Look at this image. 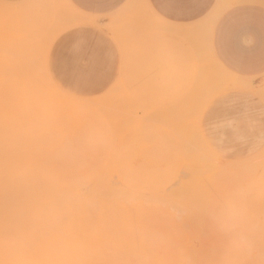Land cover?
<instances>
[{
  "label": "rangeland",
  "instance_id": "1",
  "mask_svg": "<svg viewBox=\"0 0 264 264\" xmlns=\"http://www.w3.org/2000/svg\"><path fill=\"white\" fill-rule=\"evenodd\" d=\"M244 2L264 6V0H244ZM0 6L2 8L7 6L4 8L8 11L9 9L14 10L11 13H7V10L0 11L2 12L0 14V94L4 95H0L2 96L0 99L5 97L13 102L14 96L19 95L20 97L15 98L16 109L12 103H10V107L12 106L10 109L7 100L3 99L7 103L2 99V102L0 101L1 104H6L3 105L5 109L7 107L6 111L3 110V106L0 107V143L7 141L6 154L16 159L18 165L16 162L13 165L15 168L16 165L18 166L16 169L30 170L31 168L34 171L48 170V168L50 171H56V169L71 171L73 169V171L85 170V172H89L88 169L91 168L94 169L93 171L98 169L99 174H105L113 187L130 186L136 190H142L143 198L140 205L132 206V215L146 222L140 227V235H155L165 241H177L178 249H182L184 245L188 250H199L204 243L212 246L218 237H223L224 242L222 240L219 242L220 249L222 248L221 253H224L220 261L221 259L224 261L223 259H226L229 254L228 257L231 259V255L236 250L232 249L234 252L230 250L231 253L228 254L227 245L234 248L240 243L239 241L242 245L250 241V246L253 248L250 250L252 254L254 253V260L257 261L256 264H260L262 245L261 247L257 245L255 236L256 233H258L257 238L261 233L264 234V225H262L264 223L262 215L264 214L262 213L264 197L263 200L260 198L264 196V189H260L263 195L259 193V188H264V76L260 79L222 76L219 66L211 58L208 63L191 61L188 50L182 48L180 63L174 70V78L158 80L155 66H150L148 80L138 83L139 88L145 89L144 94L70 95L68 89L62 87L61 81L53 78L51 64L53 47L61 31L62 0H0ZM42 35L45 36L42 37ZM42 38L48 40L44 42ZM119 39H121V31L116 36V40ZM42 41L45 45L41 49L39 45ZM46 41L50 42L49 49L45 47ZM12 42H15L16 46ZM8 43L10 46L6 50ZM31 46H33L32 53L31 51L29 53L35 52L34 56L30 55L31 58L34 57L32 60L34 69L32 65L28 69L31 58L27 51ZM10 48H12V53L16 52V54H11ZM120 51L123 60L125 48L120 47ZM20 52L22 53L19 56ZM41 55L44 56L41 57ZM42 58H46V66H44L45 59ZM41 60L44 61L43 64ZM45 67L49 72H47L49 74L47 77L44 75ZM28 70L29 73H27ZM16 76H19L21 81H17ZM28 78L31 80L29 81ZM48 78L57 87L56 89L52 88L53 85L49 87L51 83ZM24 81L27 84H24ZM125 82L124 78L118 80L117 90L112 91H123ZM244 82L250 84L248 83L247 86ZM22 84L27 87H22ZM159 88H167L173 94H155ZM11 91L14 92L10 93ZM14 93L16 95H13ZM27 94H32L31 99ZM10 95L13 98H9ZM34 96H38L37 100ZM32 100H34L33 103H31ZM76 103H79L81 108L79 104L76 106ZM23 105L26 108L22 107ZM27 107L32 108L33 113L30 112V108L27 110ZM23 108L27 110V115L31 113L32 115L26 116ZM12 110H15V117ZM3 112L10 114V117ZM21 112H24V115ZM17 115L19 118H16ZM12 116L16 119L14 120ZM21 116H23V121L20 120ZM3 117L4 119H1ZM30 130L33 132L32 136H30ZM12 141L16 142L14 146H17L15 148L17 150L14 148L12 150L9 146ZM32 142H35L34 146ZM96 150L97 153H95ZM30 153L33 155L30 156ZM34 155L36 157L33 158ZM49 155L50 158H48ZM74 161L76 163L81 161L83 165H80V162L78 163L80 167L77 164L76 167H72L70 164H74ZM165 170L166 172H162ZM150 173H162V177L154 175L151 179ZM141 174L144 176H140ZM253 199L257 209L254 207ZM259 199L260 204L263 203L262 206L257 201ZM249 200V203L253 205L248 203V207L246 204ZM173 206L175 207L171 210H175L172 212L175 217L176 214L178 215L176 218L172 216V212H167V209L170 210ZM187 207L191 208L188 214ZM176 209L184 212L179 213ZM259 210L261 211L258 214ZM235 220L237 222H232ZM254 220H257L256 223ZM257 224H260L259 227L256 226ZM237 230L241 233L240 236ZM259 230L262 231L258 232ZM250 233L251 238L246 236ZM233 236L236 237L235 240L231 239ZM261 237L264 240V235ZM222 244L223 246L226 244V249L221 247ZM231 244L234 246H230ZM225 253H227L226 256Z\"/></svg>",
  "mask_w": 264,
  "mask_h": 264
},
{
  "label": "bare ground",
  "instance_id": "2",
  "mask_svg": "<svg viewBox=\"0 0 264 264\" xmlns=\"http://www.w3.org/2000/svg\"><path fill=\"white\" fill-rule=\"evenodd\" d=\"M1 6H2V4H1ZM1 6H0V11L1 10H3V11L7 10V13H11V11L14 12L13 9H9V11H8V9H5V8H7V6L6 7L4 6L5 8L4 7L2 8ZM3 13H6V12H3ZM0 14H2V12H0ZM2 16H4V14ZM6 17H5V19H6ZM9 19H11V18L9 17ZM14 34H15V32H14ZM22 35H23V33H22ZM11 36H13V35L11 34ZM43 36H45V35H42V37ZM6 38H8V37H6ZM22 39L25 40L23 37H22ZM42 40L44 41V40H48V39L42 38ZM43 41H42V43L39 42V43H41L39 45V47L41 46L40 47L41 49H42V46L45 45V43H44L45 41L44 42ZM46 42H47V44L50 43L48 41H46ZM12 43H14L13 45H15V42H12ZM47 44L45 47H47L49 49L50 44L49 45H47ZM9 46H10V44L8 45V47H6V50H8ZM11 47H12V45H11ZM32 47L33 46H31L30 49L28 48L29 49L27 51L28 53L31 51ZM36 48H38V47L36 46ZM16 49H17V47H16ZM48 49L45 48V50H47V51H48ZM10 50H11V54H13L14 52L12 53V48H10L9 51ZM21 51H23V49ZM6 52H8V51H6ZM43 52H45V51H43ZM21 53L22 52H20L19 56L21 55ZM31 53H32V51H31ZM31 53H29L28 55L34 56L35 52H33V54H31ZM6 54H8V53H6ZM14 54H16V52ZM45 54L47 55V53H45ZM44 55H41V57H43ZM12 56L14 57V55H11V57ZM14 58H16V57H14ZM29 58H31V56ZM17 59H15V60H17ZM42 59L43 60L45 59L44 60L45 62L42 60H41V62H42V64L44 62V64H45L44 66H46V58H42ZM12 60H13V58H12ZM12 60H10V61H12ZM30 60L32 62V60H34V57H32ZM38 60H39V58H38ZM31 62L28 64V66H29L28 69L31 68L30 65H32V67L34 69V66H33L34 61L32 62L33 64H31ZM39 68H41V66ZM15 69H16V67L14 68V70ZM44 69L46 70V72H44V75H46V77H47V75H49V74H47V72H48L47 67H45ZM30 70L32 72V69H30ZM31 72H30V74H31ZM27 73H29V70ZM27 76H28V74H27ZM18 77L16 76V78L18 79L17 81H21V80H19L20 78H18ZM24 77H25V75H24ZM28 77H30V76H28ZM36 77H34V78H36ZM21 79H22V77H21ZM28 80H29V78H28ZM30 80H31V78H30ZM48 80H50V78H48ZM25 83L26 82L24 81V84ZM50 83H51V85L49 87H51L53 85L51 80H50ZM248 83L249 82H247V83L244 82V84H247V86L250 84V83L249 84ZM24 84H22V87H24L23 86ZM17 85L19 86V84H17ZM14 86H16V85H14ZM18 86H16V87L18 88ZM54 86L55 85H53L52 88L56 89L57 87L56 86L54 87ZM25 87H27V86H25ZM175 87H177V86H175ZM24 88H23V91H24ZM17 90L18 89H16V91ZM26 91H27V89H26ZM13 92L14 91H11L10 93H13ZM16 93H14L13 95H16ZM175 94H176V92H175ZM210 94H211V92H210ZM0 95H3V94L1 93ZM11 95L9 98H13V96L11 97ZM27 95L29 96V97L28 96L27 97L31 99L32 94L31 95L27 94ZM166 95H168V94H166ZM6 96H8V95H6ZM17 96H19V95H17ZM17 96H14V97L16 98ZM0 97H2V96H0ZM37 97L34 96V98H36V100H37ZM15 98H14V101L17 99V98L15 99ZM21 98H23V97H21ZM1 99H2V101H3V99L5 101L7 100V99H5V97H3ZM1 99H0V101H1ZM9 100H7L8 103L3 101L5 103L9 104L8 105L9 107L11 105L10 103H12L13 105L15 104V102L17 103V101H15V102L13 101L14 102L13 103L12 100L11 101H9ZM34 100H32L31 103H33ZM1 102H0V104H1ZM29 102H30V100H29ZM5 103H2L0 107H2L3 105H6ZM36 103L39 104L38 102H36ZM44 104H43V106H44ZM78 104L76 103V106ZM81 104L83 106V103H81ZM40 105H41V103H40ZM27 106H29V105H27ZM172 106H173V103H172ZM11 107H10V109H11ZM14 107L16 109L15 105H14ZM22 107H24V105ZM30 107H27L28 108L27 110H29ZM34 107H35V104H34L33 108ZM79 107L81 108L80 104H79ZM79 107L77 109H79ZM174 107H175V105H174ZM2 108H3V110L5 109L4 106ZM24 108H26V106ZM24 108H23V110H24L26 116L32 115V113H33L32 108H30L31 109L30 112H32L31 114H29L30 112L28 111L29 115H27V113H26L27 110ZM6 109H7V107H6ZM6 109H5V111H6ZM40 109H42L41 106H40ZM9 111L11 112V110H9ZM12 112H14L13 113V115H14L15 110H12ZM18 112H20V111L18 110ZM41 112L43 113V110H41ZM3 113H5L6 115L8 114L7 112H3ZM23 113H22V115H24ZM158 114H161V113H158ZM8 115L10 117V114H8ZM18 115L16 116V118L18 117ZM54 116H52V117H54ZM14 117H15V115H14ZM14 117H13V119L15 120L16 118H14ZM5 118H8V117L5 116ZM1 119H4V117ZM22 119H23V116H21L20 120H22ZM28 119H30V118H28ZM162 119L165 120L164 118H162ZM26 120H27V118H26ZM177 121H179V120H177ZM174 126H175V124H174ZM165 129H166V127H165ZM30 132H31V130H30ZM172 132H174V131H172ZM176 133L177 132H175V134ZM32 134H33V132H31L30 136H32ZM29 139H31V138H29ZM29 139H28V141H29ZM38 141H37V144H38ZM6 143H7V141H5L2 144L0 143V264H212L213 262H215L213 264H218V263L221 264L222 259L220 261V258H221V255L223 252L221 253L222 248L220 249L219 242L221 240L224 242V239H222L223 237L222 238L218 237L217 241L212 246H208L207 243H204V244H202V246L199 250H188L187 248H185L186 246H184V245H182V249H178L179 244L177 243V241H165V240L161 239L159 236H155V235H152V236L140 235V233H141L140 227L142 226V224H145L146 222H143L142 219L138 218V216L132 215V206L134 205L137 207L140 205V202L142 201L141 199L143 198L142 190H136L130 186H125L123 188L113 187L110 185L109 181L107 180V176L105 174H99V171H97L98 169L96 170V168H95L96 171H93L94 170L93 168H91L90 170L88 169L89 172H85V170H81V171H77V170L75 171L74 170L73 171V169L71 171H58L57 169H56V171L55 170L50 171L48 167H47L48 170L34 171L33 169L31 170V168H29V166H28V168L30 170H28V169L23 170L22 168L16 169L18 167L17 166L18 162H16L15 158H10L11 156L10 155L8 156L6 154V151L8 150V145H6ZM15 143H16L15 141H12L9 145L12 148V150H13V148L15 149L17 147V146L16 147L14 146ZM34 143H33V146H34ZM39 143L41 144V142H39ZM45 143L46 142H44L43 144H45ZM29 144H31V143H29ZM21 148H22V146H21ZM25 148H27V147L25 146ZM97 148L99 149V147H97ZM15 150H17V149H15ZM33 150H34V148L32 149V151ZM40 150H42V149H40ZM94 150L95 149H93V151ZM97 150L95 153H97ZM100 151H102V150H100ZM19 153H20V151H19ZM23 153H25V152H23ZM21 154H22V151H21ZM32 155L30 153V156H32ZM23 156H25V155H23ZM34 157H36V156L34 155L33 158ZM95 157H96V155H95ZM22 158H24V157H22ZM48 158H50V155ZM69 158H71V157L69 156ZM27 159H28V157H27ZM37 159H38V157H37ZM63 159H65V158H63ZM73 160H74V158H73ZM65 161H67V159H65ZM81 161H79L78 163H80ZM109 161H110V158H109ZM14 162L17 163L16 168L13 166ZM29 162H30V159H29ZM36 162H38V161H36ZM150 162H151V160H150ZM42 163H43V161H42ZM42 163H41V165H42ZM78 163L75 162L74 164H70V163L69 164L72 165V167H73L76 164L78 166ZM81 163H80V165H83V162H81ZM152 163H153V160H152ZM52 164H55V162L53 161ZM60 164H62V163H60ZM21 165L23 166V164H21ZM21 165H19V166H21ZM65 165H68V164L65 163ZM38 166H39V164H38ZM52 166H50V167H52ZM63 166H62V168H63ZM78 167H80V166H78ZM95 167H97V166H95ZM60 170H62V169H60ZM155 171L156 170H154V172ZM162 172H166V170L162 171ZM147 174H149V173L147 172ZM150 175H151V179L154 177V175L157 177H158V175H159V177H162V173H157V174H151L150 173ZM125 176H126V174H125ZM140 176H144V175L141 174ZM260 189H264V188H259V190ZM261 192L262 191L260 190L259 193H261ZM247 193H249V192H247ZM256 194H258V193H256ZM261 194H260V196H262L264 193L262 195ZM255 197H256V195H255ZM263 197L264 196H262L260 198L262 199ZM257 198H258V196H257ZM254 199H253V203L256 200V199L255 200ZM257 201L259 202L260 199ZM249 202H250V200L247 202L246 206L248 205ZM259 204H260V202H259ZM261 204H263V203H261ZM250 205L252 206L253 204L251 203ZM254 205H255L254 207L257 209L255 203H254ZM174 207L175 206L170 207V210L168 208L167 212L168 211H170V212L175 211V210H171ZM182 207H186V206L182 205ZM248 207H249V205H248ZM260 208L262 210V207H260ZM263 208H264V206H263ZM190 209H191L190 207L186 208L187 214L191 212ZM261 210H259L258 214L260 213ZM263 210H262V213H264ZM180 211H182V210H180ZM180 211H178V212L180 213ZM249 211H251V210H249ZM256 211H258V210H256ZM182 212H184V211H182ZM172 213L170 215H172ZM247 215L249 217L251 216L249 214H247ZM262 215L264 216V214H262ZM172 216H174V213ZM176 217H178L177 214H176ZM176 217L174 216V218H176ZM134 219H135V222H134ZM255 221H257V220H254V222ZM232 222H237V220L232 221ZM238 222H239V220H238ZM258 222H259V220H258ZM262 222H263V219H262ZM262 222L260 224H262ZM236 224H239V223H236ZM242 224H245V222H243ZM247 224H248V221H247ZM259 225L257 224L256 226L259 227ZM262 225H264V223ZM235 227H233V228H235ZM239 227H241V226H239ZM249 227H252V226H249ZM240 229H242V228H240ZM249 229H251V228H249ZM249 229H247V230H249ZM261 231L262 230H259L258 232H261ZM236 232H238V236H240L239 234H241V233H239L238 230ZM251 232H253V230ZM254 232H255V230H254ZM246 234H247V232H246ZM252 234H255V233H252ZM257 234L258 233H256V236H255L256 242L258 243L257 245L260 247L262 245V247H261L262 252L258 251V252L262 253V255H261L262 257L259 258L260 259L259 261H260V264H264V240L261 237L264 234L261 233L262 235L260 234V237H258V238H257ZM224 235H226V234H224ZM250 235H251V233L249 234V236L248 235H246V236L251 238ZM246 236H244V237H246ZM235 238L233 236L231 239L235 240ZM252 240H254V239H252ZM239 242L240 243L238 245H241L239 247H238V245L237 246L235 245L234 248L233 247L230 248L228 245L226 246L227 247L226 252L228 254H229L230 250H232V249H234V250L236 249V250H235V252L232 250L234 252V253L232 252L234 255L233 254L231 255V259H229V257H228L230 254L227 255L226 259H229V260H226L224 258L223 259L224 261H222V264H256L257 261L254 260V253L252 254V251L250 250V248H251L250 243H249L250 241H248V242L246 241L247 244H244V245H242L241 241H239ZM229 243H230V241H229ZM251 243H253V242H251ZM223 244L221 247L226 249V247H225L226 244L224 246H223ZM233 244H231L230 246H234ZM236 244H237V242H236ZM157 247H159V248H157ZM228 248H230L229 251H228ZM261 248H260V250H261ZM251 249H253V248H251ZM227 253H225V256ZM223 255H224V253H223Z\"/></svg>",
  "mask_w": 264,
  "mask_h": 264
},
{
  "label": "crops",
  "instance_id": "3",
  "mask_svg": "<svg viewBox=\"0 0 264 264\" xmlns=\"http://www.w3.org/2000/svg\"><path fill=\"white\" fill-rule=\"evenodd\" d=\"M182 48L191 61L211 58L222 76L260 79L264 6L244 0H62L53 78L70 95L144 94L138 83L148 80L150 66L156 79L174 78ZM121 78L123 91L113 92ZM155 94L173 92L159 88Z\"/></svg>",
  "mask_w": 264,
  "mask_h": 264
}]
</instances>
